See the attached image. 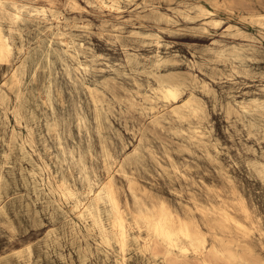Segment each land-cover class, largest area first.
<instances>
[{"label": "rangeland", "instance_id": "rangeland-1", "mask_svg": "<svg viewBox=\"0 0 264 264\" xmlns=\"http://www.w3.org/2000/svg\"><path fill=\"white\" fill-rule=\"evenodd\" d=\"M49 1L0 0V264H172L136 223L161 208L225 254L204 249L212 264H264V0Z\"/></svg>", "mask_w": 264, "mask_h": 264}, {"label": "bare ground", "instance_id": "bare-ground-1", "mask_svg": "<svg viewBox=\"0 0 264 264\" xmlns=\"http://www.w3.org/2000/svg\"><path fill=\"white\" fill-rule=\"evenodd\" d=\"M97 2L102 8L123 10V6L120 4L122 2L121 0H97ZM70 3L75 7L81 5L79 0H70ZM54 19L57 22V25H55L56 28L53 26L50 28L52 31H59L60 28L58 27V23L60 22V17L54 16ZM9 54L10 47L7 43L4 29L0 25V62L8 60ZM159 92L162 98L167 102H179L182 97V91L172 84H162ZM147 100L151 111L158 109V102L154 95L149 96ZM182 107L193 106L190 101H185ZM182 107L173 109L172 113L180 116ZM194 133L200 138L205 135L204 130L200 127H195ZM38 175L41 176V174L37 172L32 173L33 177H37ZM96 196L98 200H102L109 205L113 217L112 228L114 230V238L120 244L122 251H125L130 234L128 231L127 218L124 214L118 194L113 185L109 184L105 188H101ZM85 214L91 215L94 218L95 224L101 226L102 218L98 207L94 210L88 205H83L80 207V215L83 216ZM226 220L241 225V223L231 215H226ZM136 223L139 229L145 227L150 233L149 245H151L152 249L158 251V253L161 252L164 258L172 264L187 263L186 257L190 253L195 254L199 264H212L209 258L203 256L205 250H207V253L212 258H226L225 254L218 248L212 247L207 249V238L197 231L190 223L182 220L177 221L173 214L166 208H161L154 214H143ZM123 258H125V255H123Z\"/></svg>", "mask_w": 264, "mask_h": 264}]
</instances>
